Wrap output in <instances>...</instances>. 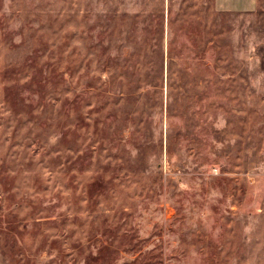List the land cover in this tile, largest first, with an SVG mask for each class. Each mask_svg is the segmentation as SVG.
Segmentation results:
<instances>
[{
    "label": "rangeland",
    "instance_id": "obj_1",
    "mask_svg": "<svg viewBox=\"0 0 264 264\" xmlns=\"http://www.w3.org/2000/svg\"><path fill=\"white\" fill-rule=\"evenodd\" d=\"M0 264H264V0H0Z\"/></svg>",
    "mask_w": 264,
    "mask_h": 264
},
{
    "label": "trees",
    "instance_id": "obj_2",
    "mask_svg": "<svg viewBox=\"0 0 264 264\" xmlns=\"http://www.w3.org/2000/svg\"><path fill=\"white\" fill-rule=\"evenodd\" d=\"M141 13V12H140ZM146 13V12H145ZM145 13H141L140 15H143L145 17V15H149V14H145ZM138 16V17H139ZM143 27H144V23L141 22ZM146 24V23H145ZM156 26V25H155ZM154 26V27H155ZM148 28H143V30H147ZM142 30V31H143ZM147 44H149V40L147 39ZM153 46V48H151ZM143 48V50L139 51L138 54L141 55L140 57H137L135 53L132 54V56H130V53H126L124 51V53L120 56L122 57L124 60H128L131 57H135V59L137 61H140V63L142 64V66L144 67V69H148L147 72L150 71V68H154L157 64L159 63V68H160V59H158V57H156L158 55V52L160 51L159 47V39L158 37L154 40V42L152 43V45L150 44L149 46H140ZM157 58V59H156ZM154 61V62H151ZM167 66H166V88H167V92H166V106L169 108V106L171 104L174 103V99L175 97H173V92L174 90H176L175 92L182 90L185 92V85L183 83V85L181 86L179 84V81H177L179 78V75H177L176 71L172 69L171 67V61L167 62ZM163 72V63H162V71ZM144 73H140L139 76H141L142 79H140L139 83H142V87L138 90L140 94V96H144L145 94H150V88H155V85H152L150 83L151 80L147 79L148 77L143 75ZM163 74L161 73V79L163 80ZM150 77V76H149ZM178 89V90H177ZM124 90V89H123ZM124 93V95H130L132 94V92H128V91H122ZM178 93V92H177ZM185 94V93H184ZM123 133L122 131L116 132V136L112 137L113 140H120L121 138H123ZM125 137H127V135H125ZM126 141V140H125Z\"/></svg>",
    "mask_w": 264,
    "mask_h": 264
},
{
    "label": "crops",
    "instance_id": "obj_3",
    "mask_svg": "<svg viewBox=\"0 0 264 264\" xmlns=\"http://www.w3.org/2000/svg\"><path fill=\"white\" fill-rule=\"evenodd\" d=\"M215 5L225 10H241L252 8L257 0H214Z\"/></svg>",
    "mask_w": 264,
    "mask_h": 264
}]
</instances>
